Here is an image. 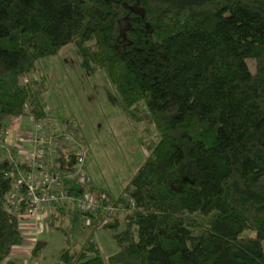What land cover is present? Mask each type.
Segmentation results:
<instances>
[{
	"label": "trees",
	"instance_id": "obj_1",
	"mask_svg": "<svg viewBox=\"0 0 264 264\" xmlns=\"http://www.w3.org/2000/svg\"><path fill=\"white\" fill-rule=\"evenodd\" d=\"M70 45L131 121L145 119L148 155L95 213L55 210L49 226L65 240L54 264H264V0H0V135L10 119L47 117L37 62ZM79 157L61 152L54 166ZM13 173L0 163V264H20L10 255L24 242L6 203ZM87 219L111 232L115 255L92 234L74 250L60 224L73 233ZM46 248L38 241L31 258Z\"/></svg>",
	"mask_w": 264,
	"mask_h": 264
},
{
	"label": "rangeland",
	"instance_id": "obj_2",
	"mask_svg": "<svg viewBox=\"0 0 264 264\" xmlns=\"http://www.w3.org/2000/svg\"><path fill=\"white\" fill-rule=\"evenodd\" d=\"M247 65L250 72L254 73V61L247 60ZM37 68L46 77L43 97L48 115L39 121H32L28 115L23 116V121L29 120L31 124L25 127L24 133L31 131L38 121L44 129L43 135L47 143L51 140L57 141L59 151L77 152L84 160L81 171L85 178L84 183H87L86 189L106 199H118L148 155L138 143L139 132L146 127L145 119L143 123L136 125L127 117L105 73L98 71L95 75H87L73 45L64 47L56 56L39 60ZM36 77L38 78L37 75ZM12 123L13 119L6 123L7 145L10 150L13 149L9 145L12 134L8 131ZM22 135L16 132L18 144ZM26 149V145L25 149L18 146L11 154L19 162L23 160L21 153H25ZM0 154L6 156L2 151ZM106 208L113 209L111 204ZM56 209L57 206L42 209L36 223L27 221L20 224L24 242L20 247L12 249L11 258L19 260L20 264L55 263L65 240L63 234L49 226L50 217ZM125 214V209L118 210L119 230L123 228ZM36 225H42L45 232L34 238L32 234ZM60 225L71 235L75 251H79L92 234L105 259L118 252L111 232L100 227L93 228L92 220L82 221L83 229L73 233L69 220ZM38 241L46 242L47 248L40 258L33 259L31 253Z\"/></svg>",
	"mask_w": 264,
	"mask_h": 264
},
{
	"label": "built area",
	"instance_id": "obj_3",
	"mask_svg": "<svg viewBox=\"0 0 264 264\" xmlns=\"http://www.w3.org/2000/svg\"><path fill=\"white\" fill-rule=\"evenodd\" d=\"M30 119L35 120L31 117ZM36 122L31 131L22 135L21 142L28 146V149L23 155V160L19 162L11 154L12 150L7 145V131L0 135V151L6 154L5 161L14 167L11 179L12 189L6 197L10 211L17 213L20 224L27 221L36 223L42 209L53 206L58 208L65 204L72 205L82 214L95 213L101 208V202L106 198L86 189L87 183H84L85 178L81 171L84 160L80 156L71 170L56 168L55 160L63 151H59L57 141L51 140L49 143L45 141L44 129L38 121ZM22 165L28 167V170H21ZM71 183H76L79 192L82 191L79 196L69 194L68 185ZM34 229L32 234L34 238L45 232L42 225H36Z\"/></svg>",
	"mask_w": 264,
	"mask_h": 264
},
{
	"label": "crops",
	"instance_id": "obj_4",
	"mask_svg": "<svg viewBox=\"0 0 264 264\" xmlns=\"http://www.w3.org/2000/svg\"><path fill=\"white\" fill-rule=\"evenodd\" d=\"M26 126H31L29 120L28 121H23L22 118L19 119H13V123L10 125V129L8 132H11L12 136L11 138H9V145L13 147V149H11L12 151L17 150V147L19 146V148H24L25 149V145L21 142V139H19V144L16 142V132H19V135L23 134L25 127ZM24 155L25 153H21V155ZM5 160V156H1L0 154V161H4Z\"/></svg>",
	"mask_w": 264,
	"mask_h": 264
}]
</instances>
